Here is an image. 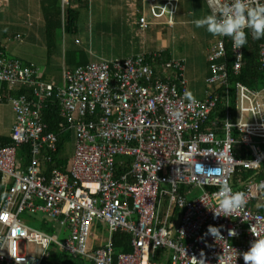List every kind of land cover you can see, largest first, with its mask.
<instances>
[{"label": "built area", "instance_id": "obj_1", "mask_svg": "<svg viewBox=\"0 0 264 264\" xmlns=\"http://www.w3.org/2000/svg\"><path fill=\"white\" fill-rule=\"evenodd\" d=\"M70 1L62 0L63 12ZM145 1L149 7L138 20L140 31L165 16L168 22L158 24L175 26L180 0ZM231 2L205 0L218 16ZM205 50L211 94L195 104L185 98L186 61L162 49L151 54L152 62L139 55L66 69L58 97L73 133L65 144L75 143L72 157L60 150L61 135L44 119L53 85L38 80L37 65L0 55L7 96L21 87L33 93L5 101L0 88V108L9 103L15 115L14 144H0V264H53V250L90 264H244L242 253L264 239V86L237 84L234 111L228 107L225 119L206 130L219 99L211 86L224 87L229 97V72L243 69L245 45L235 50L231 37L216 36ZM257 66L264 70V41ZM68 158L64 171L61 164ZM199 164L206 171H198ZM217 168L219 175L207 172ZM224 182L233 192H245L247 203L231 216L216 217L215 193ZM194 188L201 194L187 198ZM25 212L44 213L55 232L25 223L20 219ZM98 219L108 224L109 239L91 254ZM60 225L72 230L66 240L59 236ZM209 225L220 228L223 238L205 235ZM21 243L31 245L27 253L20 252Z\"/></svg>", "mask_w": 264, "mask_h": 264}, {"label": "crops", "instance_id": "obj_2", "mask_svg": "<svg viewBox=\"0 0 264 264\" xmlns=\"http://www.w3.org/2000/svg\"><path fill=\"white\" fill-rule=\"evenodd\" d=\"M142 6L143 0H71L66 10L80 13L79 32L73 36L64 29L63 13L66 11L62 10V0H0V46L13 58L37 65L42 76L59 81L65 69L86 65L91 60H121L154 49L174 51L173 54L186 60L175 53L177 48L172 45L179 43L178 47L186 49L195 44L192 41H199L207 58L196 69L186 64L185 78L188 92L192 90L191 74L197 73L205 80L203 90L191 92L195 99H204L207 95V79L211 74L209 53L205 46L214 44L216 36L209 33L206 27L197 28L192 21L214 13L213 10L204 0H180L178 24L171 29L170 38H165L162 32L168 26L159 25L155 19L146 34L139 31L138 20ZM151 29L157 31V45L156 42L146 40V37L153 35ZM23 33L29 34L26 42L15 41L16 35ZM49 37H52L54 43H49ZM3 109H6V114L1 116L0 131L10 135L14 122L12 108L7 103Z\"/></svg>", "mask_w": 264, "mask_h": 264}, {"label": "trees", "instance_id": "obj_3", "mask_svg": "<svg viewBox=\"0 0 264 264\" xmlns=\"http://www.w3.org/2000/svg\"><path fill=\"white\" fill-rule=\"evenodd\" d=\"M205 1V0H204ZM141 13L139 19L142 17L144 10L141 8ZM59 17H61L60 14H58ZM79 16L80 13H72V10H66L65 13V29L66 32L69 34H72L73 36L77 35L79 32ZM178 24V17L175 21V26L167 28L174 29L176 25ZM139 28V25H138ZM140 30V28H139ZM247 33V43L245 44V60L243 69L240 71V73L235 74L231 69L229 72V97L226 94V89L224 87H218L215 84L212 87V89L215 91V93L219 96L218 102L215 105V107L212 110V113L209 116L208 125L206 127V130H213V123L218 122L220 123L222 120L225 119L227 114V109L231 111H234L235 104H236V86L239 83L245 84L250 87H262L264 86V70H260L257 66V52L259 50V45L264 41L253 39L252 37V30H249ZM158 49H154L152 51H145L142 52L139 55H145L148 57L149 61H153L154 57L151 56V54ZM160 51V50H159ZM174 51L166 49L164 52L165 55H170ZM8 54L5 52L4 49L0 46V55H6ZM135 55L133 57L139 56ZM184 59V58H183ZM231 56L229 54V61H231ZM70 59H68V63ZM185 60V59H184ZM186 61V60H185ZM88 62L87 64H89ZM25 64V63H24ZM159 69H163L164 64L160 61L157 63ZM66 70V69H65ZM64 70V71H65ZM63 71V73H64ZM161 71V70H159ZM40 77L38 78L39 81H44L48 84L53 85L54 93L51 97H48L45 101V108L43 110L44 119L48 123L50 131L60 134V150L64 149L66 142H69L70 140H73V133L72 131H67L68 128V122L64 116L60 113V103H59V89H62L64 86L63 82V74L61 76V79L59 81H54L53 77L48 76H42V74H39ZM1 88V87H0ZM2 93L5 97V101L9 98L6 94V91L8 90V84L3 83V87L1 88ZM21 94H27L29 97L33 96L32 90L26 87H21L15 92H12V95L18 96ZM215 96V95H214ZM13 125V124H12ZM220 125V124H219ZM216 129V128H215ZM12 134V127L10 131V135H7L3 133V131H0V144L3 146L12 145L14 144L13 138L11 136ZM26 156L30 157V150L28 147H25ZM70 166V158L65 159L62 161L61 169L66 171L68 170ZM50 169V166L47 167V171ZM262 212H264V207H262ZM38 229L44 231V232H51L53 230V226L47 225V219H43L38 223ZM117 246L121 247V242L118 241ZM52 261L53 264H90L88 261L82 258H74L68 254H64L60 252L59 250H53L52 255Z\"/></svg>", "mask_w": 264, "mask_h": 264}, {"label": "clouds", "instance_id": "obj_4", "mask_svg": "<svg viewBox=\"0 0 264 264\" xmlns=\"http://www.w3.org/2000/svg\"><path fill=\"white\" fill-rule=\"evenodd\" d=\"M192 23L197 28L206 27L207 31L213 36H228L233 40V48L238 50L247 43L246 28L252 30V37L256 40L264 39V4L259 0H232L224 3L221 13L218 16L212 13L205 17L194 19ZM239 58V57H238ZM185 98L192 104L197 103L191 92H185ZM177 119L182 118V113H174ZM198 171H206L204 166L197 165ZM221 169H208V173L220 174ZM218 198V208L214 210L215 216H231L241 209L247 203V194L243 191L233 192L231 186L224 182L220 185V190L215 193ZM251 232L256 236L255 228ZM211 235L216 240L223 238L220 228L209 225L205 235ZM230 236H236L235 230L229 231ZM11 255V252H10ZM244 264H264V239H256L251 243L250 249L242 253ZM196 260V259H194Z\"/></svg>", "mask_w": 264, "mask_h": 264}, {"label": "rangeland", "instance_id": "obj_5", "mask_svg": "<svg viewBox=\"0 0 264 264\" xmlns=\"http://www.w3.org/2000/svg\"><path fill=\"white\" fill-rule=\"evenodd\" d=\"M148 7H149L148 1L143 0V6H142L143 10H146ZM155 22L166 23V22H168V18H167V16H165L162 19H155ZM64 29H65V25H64ZM151 31H153V35L146 37V40L150 41L151 43L156 42V45H157L159 42V41H157V31H156V29H151ZM172 31L173 30L168 28L165 32H162L163 37L170 38V34L172 33ZM140 32L143 34H146L145 32H142V31H140ZM49 38H50L49 43L50 44L54 43V40L52 39V37H49ZM161 38H162V36L159 37L158 39H161ZM15 41H17L18 43H25L26 42V41L20 42L18 40H15ZM192 42H194L195 44L192 47H187L186 49H184L182 47H178L179 43L172 45V47L177 48V52H175L176 54H179V55L186 58V64L187 65L189 64L191 68L196 69L197 67H200L203 64V62L206 60L207 53L204 51L202 45L199 46V41H192ZM158 46H161V44H159ZM52 50H54V49H51V51ZM91 61H93V60H91ZM190 86L192 88L191 92H199V91L203 90L204 87L206 86L205 80L200 78L197 73L191 74L190 75ZM194 88H196V90ZM205 92L208 95L211 94V91L209 90L208 86L206 87ZM201 94L202 93H200V95ZM3 114H6V109H3V107H2V108H0V119H1V116H3ZM8 114H11V112L8 111ZM13 118L15 120L14 114H13ZM73 148H75L74 142L72 144L65 146L63 154H68L72 157L73 156ZM200 194H201V190L199 188H194L193 190L189 191L186 194V196H187V198L192 199V198L199 196ZM45 218H46V215L42 212H39L37 214H29L28 212H25L20 216V219L22 221H24L25 223L32 225L34 227H38V223ZM107 227H108V224L105 221H103L101 219H98L96 221V224H95L94 229H93V236L90 239V246L88 248L89 253H91V254L96 253V251L102 249V246H104L108 242L109 232L106 229ZM71 233H72V230L68 226H62V225L59 226V236L63 240H66L70 236ZM30 246L31 245L25 246L24 243H21L20 244V252L21 253H27V250L30 249ZM124 252H132V250H126Z\"/></svg>", "mask_w": 264, "mask_h": 264}]
</instances>
